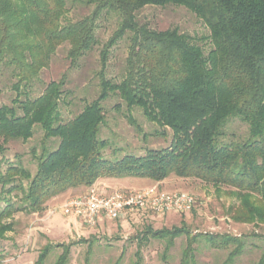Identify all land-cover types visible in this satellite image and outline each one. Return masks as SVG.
Wrapping results in <instances>:
<instances>
[{"label": "trees", "instance_id": "obj_1", "mask_svg": "<svg viewBox=\"0 0 264 264\" xmlns=\"http://www.w3.org/2000/svg\"><path fill=\"white\" fill-rule=\"evenodd\" d=\"M68 3L92 11L75 23L62 24ZM168 5L184 7L204 23L209 30L208 52L176 29L155 31L138 23L141 9ZM103 14L118 18L102 53L103 65L108 48L125 36L129 39L124 78L111 83L101 75L97 99L67 122L59 112L64 81L50 82L35 99L24 92L20 101L21 86L37 79L58 45L69 44L73 64L92 49ZM0 65L12 67L17 77L12 105L0 107V155L8 142L29 140L35 126L43 132L34 175L20 164L0 173L1 194H14L19 201L16 205L0 197L4 203L0 218L42 212L50 199L91 187L102 178H147L158 183L173 175L233 188L239 200L233 220L264 225V0H0ZM110 94L157 124L162 136L169 130V145L143 156L105 158L110 142L99 134L105 116L102 102ZM234 121L247 127L245 136L228 131ZM52 139L58 143L50 150L46 145ZM8 229L0 226V239ZM180 233L147 229L145 235L162 239ZM203 238L216 249L233 245L224 264H232L243 251L242 237ZM62 247L55 264L68 260L69 248ZM47 248L35 264L44 262ZM193 252L188 247L180 264H194ZM256 264H264V246Z\"/></svg>", "mask_w": 264, "mask_h": 264}, {"label": "rangeland", "instance_id": "obj_2", "mask_svg": "<svg viewBox=\"0 0 264 264\" xmlns=\"http://www.w3.org/2000/svg\"><path fill=\"white\" fill-rule=\"evenodd\" d=\"M67 12L61 23H75L90 15L92 8L68 3ZM136 19L155 31L176 29L194 39L204 52L211 48L209 30L192 12L181 6H147L139 11ZM118 18L103 14L97 21L95 44L76 63L68 59L69 44L58 45L49 56L47 65L40 69L37 79L26 88L21 86L19 100H24L25 92L31 99L42 95L50 82L64 81V96L59 104L63 122L75 117L83 107L96 100L100 93V77L111 83H119L125 75L129 50L128 36L108 48L102 64V53L117 29ZM17 82L15 71L10 66L0 65V107L11 106L17 93L13 85ZM105 112L104 123L99 137L110 142L104 156L118 160L124 155L143 156L149 150L166 148L171 141V132L161 129L157 124L148 122L137 109L128 110L116 94H110L102 102ZM228 131L243 137L247 127L237 121L231 122ZM43 132L38 126L33 129L32 137L23 141H10L5 152L0 155V173L4 174L11 164L21 165L31 175L36 171V158L41 153ZM58 141L47 143L50 150L56 148ZM147 178H102L98 187L102 191L141 190L158 186L165 192H183L195 199L193 208L184 214H165L162 216L145 215L135 217L122 228L120 220L104 223L103 231L99 226L89 228L78 219L63 215L61 208L73 197L84 195L81 191H67L52 199L39 213L15 212L0 218V226L8 225V230L0 239V264H35L41 251L47 248V257L42 264H55L57 258L69 248L66 264H180L183 252L193 249L194 264H224L233 245L216 249L205 240V235H227L243 238V251L232 264H256L261 256L264 240V225L260 223H239L233 216L239 209V200L234 189L227 186H213L197 179H180L173 175L162 182ZM25 185L26 182L24 181ZM18 205L14 194H1ZM4 203L0 202V210ZM102 223V224H103ZM152 232H181L175 237L165 238L145 235ZM145 235V236H144ZM138 250V257L136 256Z\"/></svg>", "mask_w": 264, "mask_h": 264}, {"label": "built area", "instance_id": "obj_3", "mask_svg": "<svg viewBox=\"0 0 264 264\" xmlns=\"http://www.w3.org/2000/svg\"><path fill=\"white\" fill-rule=\"evenodd\" d=\"M194 205L192 195L165 192L158 186L106 192L93 184L84 195L68 199L61 211L65 216L78 219L84 226L95 228L103 222L133 220L145 215L184 214Z\"/></svg>", "mask_w": 264, "mask_h": 264}, {"label": "crops", "instance_id": "obj_4", "mask_svg": "<svg viewBox=\"0 0 264 264\" xmlns=\"http://www.w3.org/2000/svg\"><path fill=\"white\" fill-rule=\"evenodd\" d=\"M97 183H98V181H96L95 183H94V185H96V186H98L97 185ZM157 184H160V183H157ZM81 189H84V187H82V188H78V189H75V190H69V191H71V192H77V191H81ZM86 189V188H85ZM121 222L119 223V225L122 227V228H124L125 226H127V224H128V222H130V220H120ZM110 222H112V221H108V222H106V224H108V223H110ZM105 223V222H104ZM101 224L100 226H99V230H101V231H103V229H104V226H105V224Z\"/></svg>", "mask_w": 264, "mask_h": 264}]
</instances>
